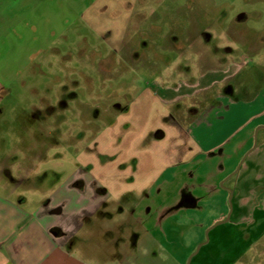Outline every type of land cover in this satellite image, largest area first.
<instances>
[{"label": "rangeland", "instance_id": "obj_1", "mask_svg": "<svg viewBox=\"0 0 264 264\" xmlns=\"http://www.w3.org/2000/svg\"><path fill=\"white\" fill-rule=\"evenodd\" d=\"M23 1L0 0V52L11 71L1 75L11 91L7 111L28 118L14 122L13 133L31 126L35 109L38 117L56 111L43 126L51 134L44 138L48 159L20 191L39 189L41 197L101 151L97 178L112 194L163 183L167 194L186 188L206 200L188 216L185 205L183 225L172 223L173 235L166 230L172 238L180 231L175 245L142 238L125 260L97 232L89 258L95 264H264V130L255 137L263 124L242 152L224 138L242 128L243 116L216 122L217 108L223 117L227 107L221 99L228 105L232 98L234 111L264 90V0H26L44 9L26 29L17 18ZM60 100L65 110L57 108ZM187 126L193 137L198 128H214L220 146L206 156L195 146L191 160L179 158L174 149ZM209 134L197 138L207 143ZM142 229L135 227L140 237Z\"/></svg>", "mask_w": 264, "mask_h": 264}, {"label": "crops", "instance_id": "obj_2", "mask_svg": "<svg viewBox=\"0 0 264 264\" xmlns=\"http://www.w3.org/2000/svg\"><path fill=\"white\" fill-rule=\"evenodd\" d=\"M27 1H23L21 14L17 15L20 19L18 24L25 29L30 28L34 19L40 18L44 12L42 6L35 10ZM1 8L0 6V10ZM3 20L0 13V28ZM4 59L0 52V264H95L89 258L96 256V244H92V240L99 231L105 244L114 247V252L121 260L133 257V250L138 247L142 238L147 239L146 243L153 244L158 242L159 237L167 238L169 245H175L181 238L180 231L172 238L167 237L166 230H170L173 235L176 227L172 223L183 225L184 214L181 212L185 205L189 210L185 213L188 216L190 212L200 210L206 198L196 191H187L186 188H182L176 195L171 192L167 194L168 190L164 189L163 183H157L154 187L145 184L143 188L135 187L134 190H120L112 194L111 189L97 178L101 168V151L83 159L77 171L66 176L65 181L58 186L49 187L40 194L42 198L36 193L39 189L30 191V196L20 191L23 179L32 178V175L38 173V164L48 159L44 138H49L51 134L44 135L43 126L54 113L42 120L35 109L29 117L31 126L24 125L13 133L14 122L28 118H13L10 116L13 109H10V114L7 111L6 96L11 91L1 75H10L11 71L8 63L6 66L3 64ZM230 100L229 106L226 100L220 101L227 106L223 117L221 113L224 111L216 106L211 111L208 107L204 114L207 116L213 109L214 112L220 109L216 112V122L221 124L228 118L233 121L240 115L243 116L245 120L242 128L230 132L224 141L242 145L244 152L252 146L257 126L263 124L255 132L256 138L264 130V122L258 121L264 117V90L256 101L253 99L249 104L241 103L234 111L231 107L237 104L232 98ZM42 117L44 118L43 114ZM209 126L212 127L213 124ZM243 129L244 139H241L239 132ZM214 131V128L197 129V137L207 136L209 133L213 135L206 143L193 137L195 131L189 126L181 128L180 143L174 150H177L179 158L188 160L192 159L195 146L199 151L198 156L209 155L220 146V143L215 144ZM12 140L15 141L14 144H11ZM58 143H62L60 139ZM224 194L228 196L230 191L224 189ZM133 195L137 196V200L130 198ZM168 196L172 199L171 203L168 202ZM183 198H187V201H183ZM224 207H227L226 204ZM115 212H120V217H116ZM174 218H177L176 221H172ZM138 223L143 226L141 237L140 232L135 230ZM151 228L157 231L153 232Z\"/></svg>", "mask_w": 264, "mask_h": 264}, {"label": "flooded vegetation", "instance_id": "obj_3", "mask_svg": "<svg viewBox=\"0 0 264 264\" xmlns=\"http://www.w3.org/2000/svg\"><path fill=\"white\" fill-rule=\"evenodd\" d=\"M226 95L228 94V95H230V94H232V91H231V89L230 88H228L227 90H226ZM67 107V105H66V103H64V102H62L61 100H60V102H59V104H58V108H59V110H62V109H64L65 110V108ZM52 109V110H51ZM50 110L51 111H49L50 113H54L55 111H56V108H50ZM42 116V113H40V116L39 117H41ZM46 117H44V119H45ZM54 141H56V145L57 144H59L58 143V140H57V138H56V140H54ZM45 144V143H44ZM5 173L8 175V176H10V173L8 172V171H6L5 170Z\"/></svg>", "mask_w": 264, "mask_h": 264}, {"label": "water", "instance_id": "obj_4", "mask_svg": "<svg viewBox=\"0 0 264 264\" xmlns=\"http://www.w3.org/2000/svg\"><path fill=\"white\" fill-rule=\"evenodd\" d=\"M242 16H243V15H240V17H242ZM229 220H230V215H228V217H227L226 220L216 223V225H214L211 229H209V230L207 231V233H206V234H207V241H206L205 243H203V245H206V244L208 243V241H209V238H208L209 236H208V235H209V232H210L212 229H214V228L217 227L218 225L220 226V225H222V224H225V223L229 222ZM203 245L201 244V245L198 247L197 250H199L200 247L203 246ZM194 255H195V254H194ZM194 255H193V256H194ZM191 260H192V258H191ZM191 260H190V261H191ZM190 261H189V263H190ZM189 263H188V264H189Z\"/></svg>", "mask_w": 264, "mask_h": 264}]
</instances>
